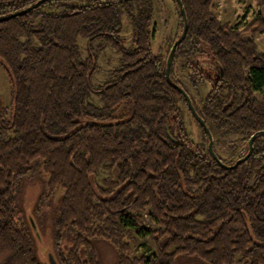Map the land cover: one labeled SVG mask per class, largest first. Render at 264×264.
I'll return each instance as SVG.
<instances>
[{"label":"trees","instance_id":"16d2710c","mask_svg":"<svg viewBox=\"0 0 264 264\" xmlns=\"http://www.w3.org/2000/svg\"><path fill=\"white\" fill-rule=\"evenodd\" d=\"M36 1L0 0V16ZM64 1L47 0L0 21V62L12 85L9 106L0 112V264H45L28 226L16 218L17 182L36 159L42 160L48 189L64 188L56 244L66 229L76 231L72 249L51 252L57 264H99L92 238L116 248L115 264H176L182 254L208 264H264V134L234 168L219 164L208 145L199 147L185 134L175 110L186 99L164 72L183 28L177 0L180 30L164 60L151 50L153 0ZM256 1L264 9V0ZM180 2L187 29L172 59L213 58L215 71L208 74L194 65L191 77L207 79L210 90L199 106L192 105L209 131L243 137L237 158L226 161L213 149L231 165L247 153L249 137L264 130V98L254 95L264 89V51L254 40L264 20L257 14L244 37L213 14V0ZM44 4L54 9L42 10ZM122 15L132 29L129 47L121 36ZM79 38L96 39L95 51L83 57ZM106 46L119 54L118 65L93 88L96 53ZM170 77L187 93L172 69ZM91 92L102 104L89 100ZM126 99L131 114L109 121ZM84 118L92 121L83 124ZM104 165L117 167L116 180L93 187L91 176ZM145 212L158 228H145ZM145 235L152 236L155 252L134 255L133 243Z\"/></svg>","mask_w":264,"mask_h":264},{"label":"rangeland","instance_id":"374dc122","mask_svg":"<svg viewBox=\"0 0 264 264\" xmlns=\"http://www.w3.org/2000/svg\"><path fill=\"white\" fill-rule=\"evenodd\" d=\"M154 12L152 17L153 39L151 42L152 53L162 60L165 59L167 51L174 37L179 33L180 24L178 17V8L173 0H153ZM90 0H66L69 4H86ZM51 7V8H50ZM42 10L54 9L53 5H45ZM211 11L223 23H228L229 27L242 32V36L248 37L250 30H244L246 25L257 15L261 14L264 20V9L261 8L256 0H213ZM121 36L126 47L132 44V29L127 18L122 15ZM256 47L264 51V30L255 34ZM79 47L83 57H86L91 51H95L98 41L96 39L87 40L79 38ZM97 70L91 78L93 88L100 86L108 77L112 69L116 68L119 61L117 54L110 46H106L96 53ZM195 64L208 68L207 72L215 71V63L209 54H180L173 61L171 60L170 70L176 80L182 84L187 95L196 106H199L202 99L210 90V82L203 78H192L191 74L195 69ZM203 70V69H202ZM204 71V70H203ZM202 75V74H201ZM11 81L7 71L0 62V112L8 108L11 97ZM258 99L264 98V89L254 91ZM89 100L95 104H102L98 95L91 92ZM175 113L185 131L187 137L199 147L208 145L205 141L199 121L189 109L187 102L179 100L176 104ZM131 114V101L126 99L114 107L109 121L125 119ZM82 123L92 121L84 118ZM109 122L108 120H105ZM178 121V122H179ZM102 122V121H100ZM177 126V122L173 123ZM175 132V130H174ZM212 137V149L226 161L237 158L243 152L245 141L241 135L224 136L218 131H210ZM42 160L36 159L32 162V169L28 175L17 182L15 188L16 218L24 222L32 236L36 253L39 259L45 264L49 263V254L57 253V248L67 252L73 248L75 243L76 231L68 228L60 239L59 243L55 241V222L59 214V207L64 194L62 186H56L48 189L47 175L42 168ZM117 167L104 165L98 172L91 176L93 187L96 184H103L104 180H116ZM143 216V225L147 229H156L158 224L154 221L152 215L145 212ZM91 243L95 249L96 258L99 264H115L117 258L116 248L104 238H92ZM147 246L152 254L155 252V243L151 235L137 237L132 245L133 254L139 255L136 250L139 245ZM52 255V254H51ZM79 255L83 256V249L79 250ZM53 256V255H52ZM176 264H208L207 262L188 255H179L176 257Z\"/></svg>","mask_w":264,"mask_h":264},{"label":"water","instance_id":"95a60500","mask_svg":"<svg viewBox=\"0 0 264 264\" xmlns=\"http://www.w3.org/2000/svg\"><path fill=\"white\" fill-rule=\"evenodd\" d=\"M47 0H37L36 2H34L33 4L21 9V10H18V11H15V12H12L10 14H7V15H3V16H0V21H4V20H7V19H10L12 17H15L17 15H20L22 13H25L37 6H39L41 3L45 2ZM177 3H178V7H179V10H180V14L182 16V19H183V28H182V31L179 35V37L174 41L173 45L171 46V49L169 50V53H168V56H167V59H166V66H165V77L167 79V81L172 85L174 86L177 90H179L180 92L183 93V96L184 98L186 99V102L191 110V112L194 114V116L197 118V120L200 122V124L202 125L203 129L205 130L206 134H207V137H208V148H209V151L211 152L212 156L214 157V159L219 163L221 164L222 166L224 167H228V168H234L236 167L241 161H243L244 159H246V157H248L251 152H252V149H253V140L255 139V137L258 135V134H264V130H260V131H256L255 133H253L249 139H248V151L247 153L243 156V157H240L238 158L233 164L231 165H226L224 164L221 160H219V158L216 156V154L214 153L213 149H212V137H211V133L207 127V125L205 124V122L199 117V115L197 114V112L195 111L191 101H190V98L189 96L187 95V93L184 91V89L179 86L178 84H176L175 82L172 81L171 77H170V64H171V60H172V57H173V52L175 51V49L177 48L178 44L181 43V41L183 40L184 36H185V33H186V29H187V23H186V17H185V12H184V9L182 8V3L180 2V0H177ZM49 258V263L50 264H57V262L55 261L54 257L49 254L48 256Z\"/></svg>","mask_w":264,"mask_h":264},{"label":"built area","instance_id":"2783aa9c","mask_svg":"<svg viewBox=\"0 0 264 264\" xmlns=\"http://www.w3.org/2000/svg\"><path fill=\"white\" fill-rule=\"evenodd\" d=\"M138 250H139V252H141V251H144V252H146V250H147V247H146V246H145V247H143V248H142V247H139V248H138Z\"/></svg>","mask_w":264,"mask_h":264}]
</instances>
